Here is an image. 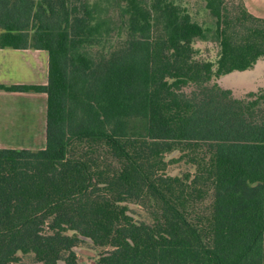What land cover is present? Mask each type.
Wrapping results in <instances>:
<instances>
[{"label":"trees","instance_id":"16d2710c","mask_svg":"<svg viewBox=\"0 0 264 264\" xmlns=\"http://www.w3.org/2000/svg\"><path fill=\"white\" fill-rule=\"evenodd\" d=\"M68 1L0 0V47L48 55L46 85H0L47 97L44 147L0 148V264H12L17 251L43 264L66 254L74 264L79 236L110 247L94 264H264V88L235 98L207 85L213 65L195 60L191 45L202 30L171 0H123L126 39L94 54L81 47L88 21ZM204 1L216 18V75L264 57V18ZM189 83L196 89L182 91ZM72 139L103 142L131 163L137 143L154 162L177 144L202 149L196 180L209 184L207 215L189 219L183 189L153 179L147 164L135 167L158 216L133 221L119 204L130 169L103 175L69 158Z\"/></svg>","mask_w":264,"mask_h":264},{"label":"rangeland","instance_id":"374dc122","mask_svg":"<svg viewBox=\"0 0 264 264\" xmlns=\"http://www.w3.org/2000/svg\"><path fill=\"white\" fill-rule=\"evenodd\" d=\"M145 1L149 3L150 0ZM171 1L186 12L190 21L199 25L202 30L200 36L191 38V45L195 60L209 61L213 65L214 72L207 85H218L228 90L235 98H246L264 88V57L259 58L247 70L216 75L219 37L216 32L215 16L206 8L204 0ZM67 6L82 9L81 15H84L88 21V29L81 45L88 53H109L120 41L126 39L128 15L123 0H69ZM224 7L232 16L244 10L255 17L264 18V0H224ZM195 89L196 87L191 83L181 87L186 93ZM136 147L131 152V163L114 148H107L103 142L98 144L86 139H72L68 144L67 156L88 161L93 167L103 170V175L111 174L118 169L120 171L122 168L130 169L128 188L126 193L121 194L122 199L125 200L119 204L125 207L127 214L135 222L150 223L158 216V202L146 191L143 176L135 165L151 164L153 179H156V176L169 177L170 179L167 180L169 184L166 183L168 187H181L186 203L185 211L189 219L200 221L201 217L207 215L211 203L209 184L201 175L196 180L203 166V159L206 158L202 149L177 144L171 150L157 155L154 162L155 157L147 160L149 155L145 145L137 143ZM47 222L48 220L44 223L45 232L48 231ZM65 233L77 236L72 230H66ZM108 250L110 247L95 245L90 239L82 236H79V242L71 248L74 253V264H94L98 257ZM14 257L12 264H43L35 260L32 252L17 251ZM65 257L66 254L62 255L54 264H65L63 261Z\"/></svg>","mask_w":264,"mask_h":264},{"label":"crops","instance_id":"0c3cea01","mask_svg":"<svg viewBox=\"0 0 264 264\" xmlns=\"http://www.w3.org/2000/svg\"><path fill=\"white\" fill-rule=\"evenodd\" d=\"M45 50L0 47V85L44 86ZM46 94L0 90V148L41 149L45 145Z\"/></svg>","mask_w":264,"mask_h":264}]
</instances>
